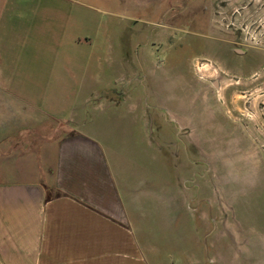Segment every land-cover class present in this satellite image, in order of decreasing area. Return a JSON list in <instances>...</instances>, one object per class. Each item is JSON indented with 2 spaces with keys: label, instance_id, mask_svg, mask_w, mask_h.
Segmentation results:
<instances>
[{
  "label": "crops",
  "instance_id": "crops-1",
  "mask_svg": "<svg viewBox=\"0 0 264 264\" xmlns=\"http://www.w3.org/2000/svg\"><path fill=\"white\" fill-rule=\"evenodd\" d=\"M95 8L89 0H0V264H264V196L242 197L264 195V172L251 174L248 189L235 186V210L249 209L250 218L211 231L207 207L205 228L191 237L192 195L178 189L179 177L193 175L188 126L174 127L185 131L180 167L178 151L163 170L131 147L150 112L110 101L126 48L107 28L99 40ZM249 36L236 32L233 92L220 93L262 164L264 26ZM132 83L117 88L121 98L136 92Z\"/></svg>",
  "mask_w": 264,
  "mask_h": 264
},
{
  "label": "rangeland",
  "instance_id": "rangeland-1",
  "mask_svg": "<svg viewBox=\"0 0 264 264\" xmlns=\"http://www.w3.org/2000/svg\"><path fill=\"white\" fill-rule=\"evenodd\" d=\"M89 2L97 7L93 12L97 13L99 40L107 28L112 32V41H120L126 48L118 52L127 66L122 74L114 68L115 98L110 101L124 111L140 105L150 112L146 116L145 133L134 132L131 147L139 149L140 146V150L145 149V156H156L163 170L178 151L183 161L179 160L180 167L186 162L182 149L185 131L177 130L178 137L174 127L179 123L188 126L187 140L193 141V146L188 147L189 158L186 159L193 175L186 180L179 177L178 189L186 187L188 197L192 195L189 205L192 210L187 217L189 235L196 238L205 228L207 207L211 231L219 222L232 225L236 217L250 218L249 209L235 210V186L241 182V188H250L249 177L252 173L264 172V163L253 160L248 132L240 130L235 119L239 116L220 91L224 87L228 97L233 92L235 61H240L234 57L235 34L241 32L249 38L251 32L264 26V0L249 3L234 0ZM219 39H225V44ZM133 42L140 44L134 50L129 46ZM246 68L244 64L242 69ZM127 80L135 81L130 93L140 91V99L134 97L136 92L127 99L117 93ZM104 109L112 107L105 105ZM241 118L248 130L250 118L244 115ZM178 138L182 141H176ZM174 142L178 144L177 149ZM168 185L169 179L162 178L161 187ZM263 196H251L248 192L242 197L247 202L251 197L261 202ZM178 217L179 221L185 218L180 213Z\"/></svg>",
  "mask_w": 264,
  "mask_h": 264
},
{
  "label": "built area",
  "instance_id": "built-area-1",
  "mask_svg": "<svg viewBox=\"0 0 264 264\" xmlns=\"http://www.w3.org/2000/svg\"><path fill=\"white\" fill-rule=\"evenodd\" d=\"M250 35V34H249ZM250 37V36H249Z\"/></svg>",
  "mask_w": 264,
  "mask_h": 264
},
{
  "label": "bare ground",
  "instance_id": "bare-ground-1",
  "mask_svg": "<svg viewBox=\"0 0 264 264\" xmlns=\"http://www.w3.org/2000/svg\"><path fill=\"white\" fill-rule=\"evenodd\" d=\"M198 25V24H197Z\"/></svg>",
  "mask_w": 264,
  "mask_h": 264
}]
</instances>
